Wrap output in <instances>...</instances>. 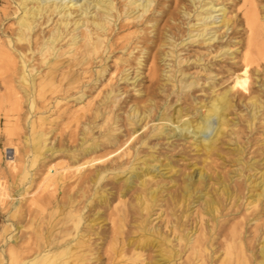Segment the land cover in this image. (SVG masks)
<instances>
[{"label":"rangeland","instance_id":"374dc122","mask_svg":"<svg viewBox=\"0 0 264 264\" xmlns=\"http://www.w3.org/2000/svg\"><path fill=\"white\" fill-rule=\"evenodd\" d=\"M20 1L0 0V264L43 260L78 231L72 244L78 241L74 249L82 264H259L264 197L255 203L253 194L264 182V54L253 73L255 112L249 96L235 93L232 77L247 50V1L153 0L144 14L131 11L129 0H115L107 45L93 60L78 62L82 41L74 45L65 36L50 42L56 13L50 20L37 17L30 43L18 40ZM211 1L216 10L209 9ZM255 3L264 48V0ZM203 6L211 18L204 17ZM222 6L229 27L221 21ZM213 33L217 38L209 41ZM225 99L223 133L209 154L191 136L195 122H186ZM163 114L183 118L176 126ZM179 125L183 135L173 129ZM5 147L17 149L14 163L4 156ZM64 161L71 169L63 184L44 188L45 180L53 181L51 167ZM149 166L162 171L147 184L160 189V205L147 211L138 207L139 195L149 197L146 187L127 177ZM202 167L211 178L201 190L219 200L215 215L204 199L179 206L171 196L185 174L197 178ZM224 183L231 197L218 190Z\"/></svg>","mask_w":264,"mask_h":264},{"label":"bare ground","instance_id":"6f19581e","mask_svg":"<svg viewBox=\"0 0 264 264\" xmlns=\"http://www.w3.org/2000/svg\"><path fill=\"white\" fill-rule=\"evenodd\" d=\"M247 4L249 5V9L245 12V19H246V23L248 26V29L250 31L249 34V38H248V44H247V50L245 52L244 55V59L243 62L240 63L239 66H237V69H234L232 71V77H234V82L236 84V87L234 89H236L237 92L235 93H239L241 95H245V96H249V101H251L252 103V110L255 112V110L258 108L257 107V103L255 98L252 95V92L254 91V80H253V73L255 70H257V67L255 65H258V59H259V54H264V48L263 45H261V38L262 37V30L260 28V24L258 25V15H257V5L255 3V0H246ZM29 3H33L31 5L30 8H28V4ZM210 8L209 9H215V3L214 2H209ZM20 5H22L21 7H23V14L20 17L19 20V36H18V40H24L27 41L28 43H30L31 41V33L34 30L35 25V21L37 19L38 16H47V19L50 20L51 16L53 14H57L59 15V18L57 20V23L55 25V27L51 30V38H50V42L53 44L56 40L59 39H63L65 36H69V42L71 44L74 45H78L79 42H81V44H79L77 46L76 50H80L79 53L80 57L78 58L77 62L89 59V61L93 60L95 58V56L98 55V53L100 52V50L107 45L109 39V35H111L108 32L109 29V24H110V18H112L113 16V11L117 10V5L115 0H21L20 1ZM129 5L133 6V9L131 11H136L137 9L140 10V12L142 11V13H147L148 11L151 10V6L153 5V0H129ZM174 6V5H173ZM168 8V7H167ZM204 11V17L206 19L211 18L212 14L211 12L208 11L207 8H205L204 6L201 7ZM94 9V10H92ZM170 9V8H169ZM218 10L222 11V19L221 21L223 22L225 27H229L230 25V19L227 18L226 14V8L225 7H220ZM127 11V10H126ZM130 12V11H128ZM127 12V13H128ZM134 13V12H133ZM139 13V12H138ZM192 13V12H191ZM216 15V14H215ZM200 18V17H199ZM216 18V17H214ZM213 18V19H214ZM215 20V19H214ZM218 22V21H217ZM212 24V23H211ZM81 29V32H78V30ZM190 30V29H189ZM191 33V32H190ZM192 34V33H191ZM120 35V34H119ZM197 35V34H196ZM199 35H204L203 34H199ZM206 35V34H205ZM198 36V35H197ZM195 37V36H194ZM217 38L216 33H213L211 36H209L207 39H209V41H214ZM116 41V40H115ZM37 43V42H36ZM179 45V44H178ZM64 48V47H63ZM224 53V52H222ZM230 54V52H229ZM224 55V54H223ZM232 56V55H231ZM153 59V58H152ZM151 59V60H152ZM189 60V59H188ZM155 61V60H154ZM192 61V60H191ZM198 61V59H197ZM194 62V61H193ZM196 62V61H195ZM23 66H26L27 68V64H26V60L24 59L23 61ZM143 63V62H142ZM153 64V63H152ZM156 64V63H155ZM87 66V65H86ZM153 69V66L150 65ZM149 66V68H150ZM166 70V69H165ZM71 72V71H70ZM150 72V71H148ZM158 74V73H157ZM156 75V72H155ZM87 76V75H86ZM152 76V75H151ZM158 76V75H157ZM25 76L23 78V80H25ZM69 78V77H68ZM153 77H151L150 79H152ZM155 78V77H154ZM153 78V79H154ZM65 79V78H64ZM67 79V78H66ZM134 79V78H133ZM149 79V80H150ZM152 79V80H153ZM68 80V79H67ZM108 83V82H107ZM175 83V82H174ZM179 84V83H178ZM149 86V85H148ZM179 86V85H178ZM188 87V86H186ZM189 88V87H188ZM239 89V90H237ZM241 89V90H240ZM37 91V90H36ZM4 97V96H2ZM153 97V96H152ZM228 95L225 96V98H227ZM154 98V97H153ZM156 100V99H155ZM226 100V99H225ZM248 101V100H247ZM248 101V102H249ZM228 100L224 101L222 104L218 105L219 107H217L216 109H212L210 107L206 108L205 111H203L198 118H196L194 121H187L188 122H195V127H196V131L193 132V134L191 136L196 137V141H198L197 144H199L202 148H204L205 150H207V152L210 154V152L215 148V141L219 138V136L221 135V133H223V128H222V124L223 123V119H224V114L222 112V108L226 107L228 105ZM248 104V103H247ZM260 106V105H259ZM187 109V108H186ZM147 110V109H146ZM257 115V114H256ZM134 116V115H133ZM147 116V115H146ZM138 118V117H137ZM145 118V117H144ZM183 118V116H179V117H173V116H169L167 114H163L161 119H165L167 122H170L172 125L173 124H179L180 121H182L181 119ZM226 118V117H225ZM163 123V122H162ZM169 123L167 124H160L157 125L159 128V130L157 132H152V135H157V134H161L164 131V127H169L168 126ZM175 124V125H176ZM176 125V126H177ZM175 127V126H174ZM180 128V129H179ZM185 127H183V125H179L178 129L177 128H173L175 129L174 131L178 130L180 135H183V129ZM137 129H135L133 132L130 133V136L128 137L127 140L124 141V143H122L119 148H121L122 146H124L125 144H127L126 142L132 137V135L134 134V132H136ZM82 132V131H81ZM176 133V132H175ZM140 134V133H139ZM171 134V133H169ZM179 135V136H180ZM75 136V135H73ZM167 137V135H166ZM172 137H173V133H172ZM85 138V137H84ZM71 139V138H70ZM75 139V137H74ZM74 142V141H73ZM138 142V141H137ZM115 148V147H114ZM118 148V149H119ZM39 149V148H38ZM115 150L113 152H111L110 154L114 153V152H119V150ZM127 149H129V146L127 147ZM139 150V149H138ZM87 152V151H86ZM116 152V153H117ZM113 155H116L115 153ZM17 156V149L14 147L13 150V154L9 157L11 158L10 163H14V160ZM131 156V155H130ZM158 157V156H157ZM156 157V158H157ZM7 158V159H9ZM142 158V157H141ZM99 159V157H98ZM159 159V158H158ZM148 160V159H147ZM151 160V159H150ZM37 161V160H36ZM66 161V160H65ZM64 161V165L62 164L60 167L57 166H53L51 167L50 171H52L51 173V177L53 181L50 180H45V187H47V185H50L51 183L58 186L63 184L64 179L66 178L67 172L70 171L71 167L69 165H66ZM141 163V160H139ZM160 161V160H159ZM67 162V161H66ZM91 161H86L84 163H82L81 165H85L87 163H90ZM169 162V161H168ZM167 162V163H168ZM35 163V160H34ZM99 163V162H98ZM145 163V162H144ZM149 163V161H148ZM162 164V163H161ZM173 164V163H171ZM77 166V170L79 171L80 169H82L80 166ZM150 165V164H149ZM159 165V164H158ZM140 166V165H139ZM146 166V165H145ZM175 166V165H174ZM14 167V166H12ZM154 167V166H153ZM153 167H145L143 169L142 167V171H133L131 172V174L127 177V180L131 181V178H139L141 179V182H139V184L141 183L142 186L146 187L147 189V193L149 195V197L147 198V196H143L142 194L138 196L139 202L141 203L140 206L142 210H147L148 208H150L152 206L153 203H155V205H160V203L156 204V200H157V194H159V188H154L152 185H150V187H147L148 184V180L149 178L152 176V178L156 179L157 176V172L162 171V170H158L156 168ZM156 167V166H155ZM165 167V165H164ZM176 167V166H175ZM141 168V167H140ZM163 168V167H162ZM197 168V167H196ZM172 169V167L168 168L167 172H161L162 173H169V171ZM158 170V171H157ZM165 170V169H164ZM196 170V169H195ZM194 170V171H195ZM92 171V170H91ZM157 171V172H156ZM104 172V171H103ZM175 173V172H174ZM173 173V174H174ZM177 173V172H176ZM197 173V172H196ZM92 174V172L90 173ZM113 174V173H112ZM178 174V173H177ZM97 175V173H96ZM164 175V174H163ZM253 176V175H252ZM85 177V176H83ZM90 177V176H89ZM184 178L178 182V190L175 193H171L172 199H173V203L176 205L183 204L185 206L186 205H191L194 203V201H198L201 199H204L205 204H206V209L208 212H213V215H215L214 213H216L218 211L219 207L217 206L218 201L219 200H215L210 198V195L207 196V191L204 192L202 189L203 184L205 185V183L207 184V177L211 178V174L208 173V171L202 167L201 169L198 170V177L195 178V176L193 177V174H185V176H183ZM248 177V176H247ZM256 177V176H255ZM173 178V177H172ZM50 179V178H49ZM92 179V178H91ZM95 179V178H94ZM221 179V178H220ZM248 179V178H247ZM251 179V178H250ZM82 180V179H81ZM96 180V179H95ZM99 180H101L99 178ZM121 180V179H120ZM126 180V179H125ZM152 180V179H151ZM150 180V181H151ZM222 180V179H221ZM232 180V179H231ZM102 181V180H101ZM149 181V183H150ZM257 181V180H256ZM126 182V181H125ZM160 182V181H159ZM164 182V181H163ZM223 183V181H221ZM227 182V181H226ZM249 182V181H248ZM74 183V182H73ZM100 183V182H99ZM210 183V182H209ZM220 184V182H218ZM156 184V182H155ZM158 184V183H157ZM161 184V182H160ZM164 184V183H162ZM171 184V183H170ZM218 184V185H219ZM257 184V183H256ZM125 185V184H124ZM159 185V184H158ZM208 185V184H207ZM210 185V184H209ZM261 191H258L257 193L253 194V202L255 203H260L262 197H264V182L261 181L259 182ZM129 186V184H128ZM162 186V185H161ZM169 186V185H168ZM171 186V185H170ZM164 187V186H163ZM173 187V186H172ZM204 187V186H203ZM259 187V186H258ZM53 188V187H52ZM71 188V187H70ZM105 188V187H104ZM123 188V187H122ZM205 188V187H204ZM214 189L216 187H213ZM162 189V188H161ZM208 189V187H207ZM210 190V189H209ZM213 190V189H212ZM218 190L222 193V194H227L228 197L232 196V192L230 190V186L227 183H224L222 185V189L218 188ZM257 190V188H256ZM111 191V189H110ZM113 191V190H112ZM124 191V190H123ZM163 191V190H162ZM233 191V190H232ZM248 192V190H247ZM256 192V191H255ZM125 193V192H124ZM253 193V192H252ZM139 194V193H138ZM217 194V193H216ZM236 194V193H235ZM100 196V195H99ZM112 196V195H111ZM122 196V194H121ZM137 196V195H136ZM159 196V195H158ZM97 197V196H96ZM105 197V196H104ZM160 197V196H159ZM166 197V195L164 196ZM208 197V198H207ZM222 197V196H221ZM240 197V196H239ZM242 197V196H241ZM240 197V198H241ZM120 198V197H118ZM210 198V199H209ZM252 198V197H251ZM161 199V198H160ZM234 199V198H233ZM248 199V197H247ZM246 199V200H247ZM202 201V200H201ZM251 201V200H250ZM248 201V203L250 202ZM264 201V200H263ZM203 202V201H202ZM137 203V202H136ZM171 203V202H170ZM246 203V202H245ZM252 203V202H251ZM120 204V203H119ZM174 204H172L174 206ZM102 205V204H100ZM123 205V203L121 204ZM154 205V204H153ZM250 205V204H249ZM252 205V204H251ZM203 206V205H202ZM246 206V205H245ZM120 207V206H119ZM154 207V206H153ZM176 207V206H175ZM183 206H181L182 208ZM205 207V206H204ZM170 208V206H169ZM180 208V207H179ZM180 208V209H181ZM191 208V207H190ZM154 209V208H152ZM185 209V208H183ZM205 209V210H206ZM98 210V209H97ZM171 210V209H170ZM176 210V209H175ZM175 210L172 211L175 212ZM137 212V211H136ZM177 212V211H176ZM110 213V212H109ZM185 213V212H183ZM186 214V213H185ZM217 214V213H216ZM76 215V214H75ZM140 215V214H139ZM143 215V214H142ZM174 215V214H173ZM204 215V214H203ZM99 216V215H98ZM110 216V215H109ZM148 216V215H146ZM150 216V215H149ZM177 216V215H176ZM84 217V216H83ZM91 217V216H90ZM143 217V216H142ZM184 217V216H183ZM93 218V217H91ZM103 218V217H101ZM145 218V215H144ZM181 218V217H180ZM254 218V217H253ZM82 217L81 215L77 216V220L75 222V229H79V225L81 223ZM144 220V219H143ZM146 220V219H145ZM180 220V219H179ZM64 221V220H63ZM99 221V220H98ZM140 221V220H139ZM138 221V222H139ZM178 221V220H177ZM176 221V222H177ZM184 221V220H183ZM222 221V220H221ZM100 222V221H99ZM142 222V221H141ZM63 223V222H62ZM102 223V222H101ZM134 224V222L132 223ZM141 224V223H140ZM139 224V225H140ZM144 224V223H143ZM142 224V225H143ZM84 225V224H83ZM136 225V223L134 224ZM173 225V224H172ZM179 225V224H177ZM87 226V224H86ZM91 226V225H90ZM146 226V224H145ZM182 226V225H181ZM59 227V226H58ZM95 227V226H94ZM91 228V227H90ZM66 229V228H65ZM151 229V228H150ZM141 230V229H139ZM145 230V229H144ZM153 230V229H152ZM240 230V229H239ZM199 231V230H198ZM202 231V230H201ZM151 232V231H150ZM192 232V231H191ZM200 232V231H199ZM189 233V231L187 232ZM66 234V233H65ZM76 234V233H75ZM78 236L77 238L69 240L68 242H66L65 246L60 249L57 248L58 250H56V248L54 250L56 251H48L45 254L42 255L43 260H38L35 259L31 262H25L23 264H82L81 260V256L77 253V251H75L76 248L79 247V245H77L78 241L74 244H72L73 240L78 239L80 236L79 231L77 232ZM172 234V233H171ZM201 234V233H200ZM67 235V234H66ZM69 235V234H68ZM67 235V236H68ZM145 236L146 235H143ZM177 236V235H176ZM208 237V236H207ZM178 238V237H177ZM168 239V238H167ZM144 240V239H143ZM156 240V239H155ZM180 240V239H179ZM192 240V239H191ZM263 240V239H262ZM109 241V240H108ZM169 241V240H168ZM211 241V240H210ZM239 243L236 245L237 248L241 249L242 248V241L239 239L237 240ZM264 241V240H263ZM262 241V242H263ZM151 242V241H150ZM149 242V243H150ZM154 244V243H152ZM159 245V244H158ZM234 246V245H233ZM233 246L229 245L228 249H227V253L231 254V250L233 248ZM147 247V246H146ZM172 247V246H171ZM48 248V247H47ZM75 248V249H74ZM143 248V247H142ZM163 248V247H162ZM173 249V248H171ZM159 250V249H158ZM161 250V249H160ZM46 251V250H45ZM166 251V250H165ZM173 251V250H172ZM243 251V250H242ZM238 254H239V250H238ZM260 255V259H259V264H264V243L260 249L259 252ZM100 257V256H99ZM159 257H163V255H159ZM239 257V255H238ZM237 257V258H238ZM245 257V256H243ZM247 257V256H246ZM170 258V257H169ZM114 259V258H113ZM113 259L111 261H113ZM163 259V258H162ZM166 259V258H164ZM167 260V259H166ZM42 261V262H41ZM102 261V260H100ZM90 262V261H89ZM167 262V261H166ZM241 261L238 260V264ZM99 264V263H98ZM157 264H160V262H157ZM168 264V263H166ZM224 264V262L222 263ZM245 264H250L248 262H246Z\"/></svg>","mask_w":264,"mask_h":264},{"label":"built area","instance_id":"2783aa9c","mask_svg":"<svg viewBox=\"0 0 264 264\" xmlns=\"http://www.w3.org/2000/svg\"><path fill=\"white\" fill-rule=\"evenodd\" d=\"M12 154H13L12 147H5L4 148V156L6 157V159L9 158Z\"/></svg>","mask_w":264,"mask_h":264}]
</instances>
